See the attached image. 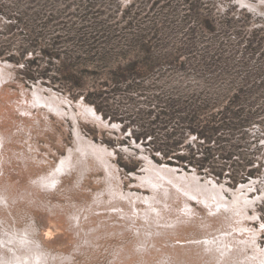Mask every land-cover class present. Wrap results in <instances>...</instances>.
<instances>
[{"label": "rangeland", "instance_id": "374dc122", "mask_svg": "<svg viewBox=\"0 0 264 264\" xmlns=\"http://www.w3.org/2000/svg\"><path fill=\"white\" fill-rule=\"evenodd\" d=\"M241 2L0 0V64L6 65L4 78L10 77L0 94V111L7 117L0 127L27 126L15 139L23 145L15 141V147L27 150L31 138L39 156L50 155L56 165L75 147V121L86 138L115 152L126 190L132 185L126 179L144 171L142 156H147L158 166L231 191L253 184L261 196L264 0H244L246 7ZM254 3L257 9L248 7ZM37 88L43 97L52 91L65 99L57 102L63 112L46 108L47 98L40 101L33 94ZM13 103L25 105L18 109ZM88 107L118 126L106 129L88 115L85 119L81 110ZM65 180L66 185L75 182L73 176ZM83 183L97 191L94 177ZM249 212L257 214L250 225L263 250L264 196ZM41 219L48 226L44 214L35 216L43 230L37 239L47 245L51 239ZM111 246L104 245L101 256ZM75 262L87 261L77 256ZM109 263L100 259L97 264Z\"/></svg>", "mask_w": 264, "mask_h": 264}, {"label": "bare ground", "instance_id": "6f19581e", "mask_svg": "<svg viewBox=\"0 0 264 264\" xmlns=\"http://www.w3.org/2000/svg\"><path fill=\"white\" fill-rule=\"evenodd\" d=\"M253 6L257 9L258 5L248 7ZM1 66L0 94L10 79L8 73L4 78L6 65ZM42 90L37 88L33 94L40 96V101L47 98L46 108L63 112L57 102L65 99L52 91L43 97ZM2 104L1 99L0 108ZM24 105L14 106L23 109ZM74 110L73 119L79 122ZM11 111L7 112L9 119ZM81 112L102 128L118 126L92 107ZM71 113L68 111V116ZM0 114L1 123L7 117L2 111ZM74 124L75 147L56 165L49 162L50 155L39 156L40 148L31 138L27 150L15 147L16 137L28 130L23 131L24 124L18 123L20 127L12 131L0 127V264H77V256L86 259V264H97L100 259L110 260L109 264H264V249L257 244L259 233L250 225L257 214L249 212L255 211L264 191L257 196L260 192L255 193L253 184L231 191L198 175L158 166L142 155L145 169L128 176L132 185L126 190L121 169L113 161L115 152L86 138ZM71 176L75 182L66 185L65 179ZM93 177L97 191L83 183ZM39 213L48 223L45 226L40 220L46 238L51 239L47 245L37 239L43 231L36 227ZM53 238L57 240L55 249L49 247ZM107 244H112V249L101 256ZM71 249L75 252L68 255Z\"/></svg>", "mask_w": 264, "mask_h": 264}, {"label": "trees", "instance_id": "16d2710c", "mask_svg": "<svg viewBox=\"0 0 264 264\" xmlns=\"http://www.w3.org/2000/svg\"><path fill=\"white\" fill-rule=\"evenodd\" d=\"M182 159H184V158H182Z\"/></svg>", "mask_w": 264, "mask_h": 264}]
</instances>
